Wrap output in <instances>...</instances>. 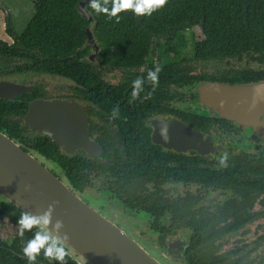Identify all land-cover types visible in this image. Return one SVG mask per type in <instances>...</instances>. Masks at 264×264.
<instances>
[{"label": "flooded vegetation", "instance_id": "af4514ba", "mask_svg": "<svg viewBox=\"0 0 264 264\" xmlns=\"http://www.w3.org/2000/svg\"><path fill=\"white\" fill-rule=\"evenodd\" d=\"M6 33L8 38L0 41L11 48L15 38ZM93 43L96 45L94 40ZM151 43L155 47L151 48L145 62L152 67H146L145 71L144 67L139 68L141 73L136 77L146 78L148 70L159 67V84L153 90L152 85L145 81L144 91L135 100L136 104H133L135 101L130 103L132 83L127 72L98 64L92 68L99 78V85H103L102 92L112 95L104 106L119 105L121 110L124 109V113L119 112L115 119L110 118L112 108L108 111L103 109L98 102L87 97L86 92H81L79 84L58 75L32 70L15 72L13 66L22 65L26 55L18 58L9 56V53L0 54V81L32 86L28 93L9 100L22 96L26 107L22 114L7 115L20 130H14L20 137L7 136L67 184L61 168L30 149L21 137L32 140L44 136L24 122L32 101L60 99L75 102L86 115L88 138L101 151L93 156L80 147L68 152L63 146L55 145L62 154L108 166L106 170L91 171L82 190L76 191L68 185L80 198L86 194L103 198L111 211L89 204L92 208L123 232L115 219L117 214L124 216V221L131 224L129 232L125 233L138 236L154 255L138 244L160 264H194L190 257L203 250L202 245L193 242L197 235L219 236L220 239L214 241L219 252L247 250L257 245L253 254L258 253L264 246L262 239L256 242L258 236H264V115L256 119L249 117L247 114L251 111L246 106H224L225 115L215 114L212 108L200 104L197 86L206 82L247 84L264 81V74L250 72L264 69V63L245 55L219 62H198L190 55L177 59L173 53H165L163 39L155 38ZM89 45L93 49V45ZM92 53L94 49L87 55L91 62L95 57L90 58ZM178 62L181 69L185 68V75L180 73L182 80L175 83ZM214 63L219 66H214ZM241 70L247 72L239 73ZM171 119L197 130L206 137L209 147L198 150L183 147L181 142L171 144L164 129L161 131L164 135L152 140L156 130L153 122ZM225 153L228 156L226 167L219 163V158ZM117 155L122 158L120 164L116 162ZM248 237L253 238L248 240ZM10 239L0 242L8 243ZM70 255L77 264H88L77 254ZM76 256L83 263H79Z\"/></svg>", "mask_w": 264, "mask_h": 264}, {"label": "trees", "instance_id": "16d2710c", "mask_svg": "<svg viewBox=\"0 0 264 264\" xmlns=\"http://www.w3.org/2000/svg\"><path fill=\"white\" fill-rule=\"evenodd\" d=\"M79 1L32 0V15L17 35L6 23L5 31L15 38V44L9 48L0 41V54L9 53V56L16 55L18 58L26 55L22 65L13 66V71L32 70L68 79L82 86L81 92H86L87 97L108 111L113 105L104 106V103L112 95L102 92L103 85H99V78L92 68L98 64L121 69L130 75L129 81L132 83L137 78L136 74L141 73L139 68L144 67L145 71L146 67H152L145 62V58L155 47L151 43L155 38L163 39L165 53H173L177 57L181 49L188 45L185 31L197 27L201 38H190L186 55H190L192 60L219 62L245 55L264 63V0H168L162 10L151 16L136 17L131 11L122 12L118 23L115 19L109 21L104 14H97L89 7V2L85 9L92 20L87 22L76 9ZM108 6L110 8L111 3ZM85 28L90 29L92 39L98 46L92 62L87 57L93 49L86 41ZM181 68L178 62L175 83L181 82L185 75V68ZM250 72L264 74V69ZM22 99V96L14 101L0 99V131L13 138L20 137L14 131L20 130L7 115L25 111L26 105ZM122 111L124 113V109H120ZM21 139L40 156L55 162L61 168L67 185L76 191L82 190L87 184L91 171L108 168L102 164L95 165L90 160L62 154L47 137ZM121 160V156L117 155L116 162L120 164ZM10 219L15 228L8 243L0 242V264H28L22 256V248L36 229L26 231L21 238L17 235L18 219ZM218 239L219 236H194L193 242L202 245L203 250L195 257H190L191 261L194 264H264V246L255 254L257 245L247 250L240 248L219 252V247L214 245ZM261 239L264 241V236H258L256 242ZM209 240L210 244L207 243ZM66 249V264H77L70 255L71 250ZM195 251L198 253L199 250ZM35 264H49V260L41 252Z\"/></svg>", "mask_w": 264, "mask_h": 264}, {"label": "water", "instance_id": "95a60500", "mask_svg": "<svg viewBox=\"0 0 264 264\" xmlns=\"http://www.w3.org/2000/svg\"><path fill=\"white\" fill-rule=\"evenodd\" d=\"M89 0H80L77 11L91 17L85 9ZM86 41L93 45L89 28H85ZM32 86L11 81H0V99L12 100L26 94ZM200 104L212 108L213 113L225 115L224 106H245L254 119L264 115V81L247 84L206 82L197 86ZM232 115L235 117L234 112ZM243 116V115H242ZM250 117V116H249ZM24 122L32 129L53 140L71 152L80 147L90 155L100 153L99 146L87 136L86 115L75 102L60 99L34 100L24 115ZM156 130L152 140L161 132L171 144L181 142L183 147L198 149L209 147L207 139L197 130L174 119L154 121ZM161 142L162 141L161 139ZM28 187V190L26 189ZM0 196L21 212L42 213L55 202L53 223L63 221V233L69 239L66 247L88 264H160L134 239L111 220L87 204L68 185L53 174L40 160L23 150L14 140L0 132Z\"/></svg>", "mask_w": 264, "mask_h": 264}, {"label": "clouds", "instance_id": "9594fccd", "mask_svg": "<svg viewBox=\"0 0 264 264\" xmlns=\"http://www.w3.org/2000/svg\"><path fill=\"white\" fill-rule=\"evenodd\" d=\"M109 3L111 7L109 8ZM168 0H89V7L97 14H104L109 21L115 19L118 23L120 13L131 11L134 16H151L152 13L162 10ZM161 69L156 67L150 69L145 77H137L131 84L130 103L139 99L141 92L144 91L145 80L152 85L153 90L159 84V73ZM120 112L119 105L113 106L110 118L115 119ZM228 156L225 153L219 158L222 166H227ZM26 186L25 190H28ZM55 202L49 204L42 213L33 214L31 212H21L17 220V235L24 237L26 231L36 229L31 239L27 240L22 248V256L26 258L28 264H35L37 257L43 252L49 264H66L68 252L66 243L69 239L67 233H63V221L55 220L53 223V212Z\"/></svg>", "mask_w": 264, "mask_h": 264}, {"label": "rangeland", "instance_id": "374dc122", "mask_svg": "<svg viewBox=\"0 0 264 264\" xmlns=\"http://www.w3.org/2000/svg\"><path fill=\"white\" fill-rule=\"evenodd\" d=\"M6 7V8H3ZM0 13L5 16V22L8 24V27L12 29L14 34H20L21 31L24 29L26 23L29 21L32 12H33V4L32 0H0ZM9 9V11H8ZM11 21V22H10ZM10 24V25H9ZM7 33L5 32H0V38L1 40H6ZM185 36L186 38L190 41V38H193L194 40H197L201 38V33L200 30L197 27H193L192 29H189L185 31ZM188 41V45L185 48L181 49V52L178 54L177 59L186 56L188 54L190 42ZM214 66L217 64L214 63ZM219 66V64L217 65ZM209 68L210 65L208 66ZM63 83H69V81L61 80ZM60 81V82H61ZM56 82L53 81V83ZM51 83V81H50ZM46 164L50 165L51 164L48 161H45ZM52 167V166H51ZM59 174L61 172L58 170V168L54 167ZM54 173H56L53 170ZM56 173V174H58ZM61 176V175H60ZM84 201H86L88 204L92 205L95 208H100V206L107 211H111L110 206L108 205V202H106L103 198H97L93 194H86L83 197H81ZM94 200L96 201V204L94 203ZM21 212L17 210L15 207L11 206L9 202L5 201L4 199L0 198V240L2 241H7L11 237V233L13 232L15 225L12 224L11 219L12 217H15L19 219ZM124 216L117 214L115 222L123 228V230L127 233L129 232L128 228L131 227L129 222H125L123 219ZM119 218V219H117ZM131 238H133L137 243L141 244L145 249L151 253L152 255L153 252H151L146 244L140 242V238L138 236L134 235H129ZM253 237H248V240H251ZM228 245H225L227 247ZM71 253H74L71 251ZM76 258L79 259V263H83L82 260L76 256Z\"/></svg>", "mask_w": 264, "mask_h": 264}, {"label": "crops", "instance_id": "0c3cea01", "mask_svg": "<svg viewBox=\"0 0 264 264\" xmlns=\"http://www.w3.org/2000/svg\"><path fill=\"white\" fill-rule=\"evenodd\" d=\"M3 8H6V7H3ZM1 9V8H0ZM8 11H9V9H8ZM5 16L3 15V17H2V14L0 13V32H1V30H2V32H4L5 30H4V27H5V24H6V22H5V18H4ZM11 22V21H10ZM4 34H5V32H4ZM1 38V37H0ZM8 37H6V39H7ZM2 39V38H1Z\"/></svg>", "mask_w": 264, "mask_h": 264}]
</instances>
